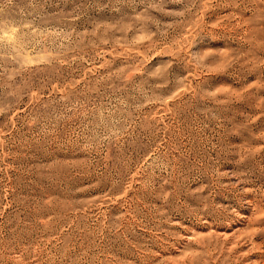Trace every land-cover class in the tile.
I'll list each match as a JSON object with an SVG mask.
<instances>
[{"label": "rangeland", "instance_id": "374dc122", "mask_svg": "<svg viewBox=\"0 0 264 264\" xmlns=\"http://www.w3.org/2000/svg\"><path fill=\"white\" fill-rule=\"evenodd\" d=\"M0 264H264V0H0Z\"/></svg>", "mask_w": 264, "mask_h": 264}]
</instances>
